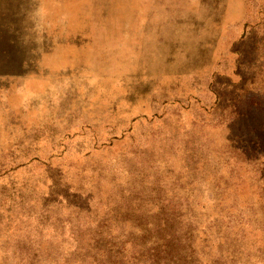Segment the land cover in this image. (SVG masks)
Here are the masks:
<instances>
[{
  "label": "rangeland",
  "instance_id": "1",
  "mask_svg": "<svg viewBox=\"0 0 264 264\" xmlns=\"http://www.w3.org/2000/svg\"><path fill=\"white\" fill-rule=\"evenodd\" d=\"M0 264H264V0H0Z\"/></svg>",
  "mask_w": 264,
  "mask_h": 264
}]
</instances>
